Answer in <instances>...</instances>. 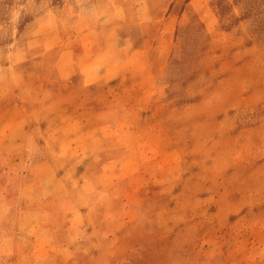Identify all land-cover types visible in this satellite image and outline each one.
I'll return each instance as SVG.
<instances>
[{"label": "rangeland", "instance_id": "374dc122", "mask_svg": "<svg viewBox=\"0 0 264 264\" xmlns=\"http://www.w3.org/2000/svg\"><path fill=\"white\" fill-rule=\"evenodd\" d=\"M0 152V264H264V0H0Z\"/></svg>", "mask_w": 264, "mask_h": 264}, {"label": "crops", "instance_id": "0c3cea01", "mask_svg": "<svg viewBox=\"0 0 264 264\" xmlns=\"http://www.w3.org/2000/svg\"><path fill=\"white\" fill-rule=\"evenodd\" d=\"M1 153V152H0ZM41 164V172H40V174H41V177L43 178L44 176V174H45V172L47 171V173L48 174H50V170H51V168H50V165H47L46 163H40ZM45 183H46V185H45V183H43V187H45V186H49V184L46 182V181H44ZM41 185V187H42V184H40ZM37 194H39L38 193V190H37V188H33V190H31L30 192H28L25 196H27V197H29L30 195L31 196H37ZM30 196V197H31ZM35 211V210H34ZM33 211V212H34ZM38 211V210H37ZM41 213V212H40ZM39 216H41V214H39ZM27 217V216H26ZM41 220H48L47 219V217H43V219H42V217L40 218ZM7 220H10V218L9 219H7ZM12 222V221H11ZM27 222H31V221H27ZM14 223V222H13ZM32 223V222H31ZM38 223V222H37ZM47 224V223H46ZM46 224H44V225H46ZM35 225H36V223H35ZM43 225V226H44ZM13 226V224L11 225V226H9V228L10 227H12ZM33 226H34V224H33ZM9 228H7V229H9ZM0 238H1V233H0Z\"/></svg>", "mask_w": 264, "mask_h": 264}]
</instances>
